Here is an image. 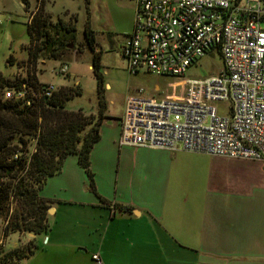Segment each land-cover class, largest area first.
<instances>
[{
    "label": "crops",
    "instance_id": "0c3cea01",
    "mask_svg": "<svg viewBox=\"0 0 264 264\" xmlns=\"http://www.w3.org/2000/svg\"><path fill=\"white\" fill-rule=\"evenodd\" d=\"M123 110L100 124L94 188L75 154L46 180L49 229L16 264H264V162L121 146Z\"/></svg>",
    "mask_w": 264,
    "mask_h": 264
},
{
    "label": "built area",
    "instance_id": "2783aa9c",
    "mask_svg": "<svg viewBox=\"0 0 264 264\" xmlns=\"http://www.w3.org/2000/svg\"><path fill=\"white\" fill-rule=\"evenodd\" d=\"M136 3L134 27L121 49L129 73L179 77L183 95H129L119 144L264 162V0ZM214 54L222 61L219 71L187 76L202 57ZM57 73L67 75V65ZM56 89L23 82L4 90L1 99L32 106ZM217 103L229 105L228 116L218 113Z\"/></svg>",
    "mask_w": 264,
    "mask_h": 264
},
{
    "label": "rangeland",
    "instance_id": "374dc122",
    "mask_svg": "<svg viewBox=\"0 0 264 264\" xmlns=\"http://www.w3.org/2000/svg\"><path fill=\"white\" fill-rule=\"evenodd\" d=\"M136 1L27 0L26 4L25 0H0V98L10 85L23 82L32 73L38 81L51 83L57 90L79 89L80 93L68 100L66 107L72 111L81 109L86 115H92L94 121L100 118L101 109L104 117L108 115L116 120L124 109L127 97L140 90H144V94L150 97L181 99V78L156 76L144 71L133 75L127 69L121 49L132 29ZM36 18L44 20L49 28L59 21L74 26V39L69 42L70 46L61 58L43 60L31 56L33 42L28 27L33 26ZM85 29L93 31L95 50L101 56L100 72L104 84L101 94L92 70L94 52L86 45ZM33 35L36 36V33ZM63 63L68 67L67 75L57 73ZM221 68L222 61L218 54L205 56L198 61L197 66L188 70L187 76L204 78ZM156 86L159 87L158 91L155 90ZM215 106L220 115H229L227 103H217ZM11 206L9 212H0V260L9 252L30 254L38 246L34 233L6 232L15 204Z\"/></svg>",
    "mask_w": 264,
    "mask_h": 264
},
{
    "label": "trees",
    "instance_id": "16d2710c",
    "mask_svg": "<svg viewBox=\"0 0 264 264\" xmlns=\"http://www.w3.org/2000/svg\"><path fill=\"white\" fill-rule=\"evenodd\" d=\"M74 29L60 21L49 28L44 20L36 18L33 26L28 27L33 42L31 56L43 60L61 58L74 39ZM84 35L86 45L94 52L92 70L101 94L104 90L101 56L95 50L93 31L85 29ZM23 82L33 87L43 85L32 73ZM23 82L9 87L20 86ZM79 93V89H56L53 96L37 100L32 106L3 102L0 98V212H9L15 204L6 232H31L36 236L47 232L50 205L40 197L39 191L49 177L61 171L69 155H77L78 163L88 173L93 187L90 153L100 138L99 127L104 113L101 109L100 118L94 121L92 115H86L81 109L69 110L67 101ZM15 255L17 251L6 253L0 264H16L29 254H18L14 260Z\"/></svg>",
    "mask_w": 264,
    "mask_h": 264
}]
</instances>
